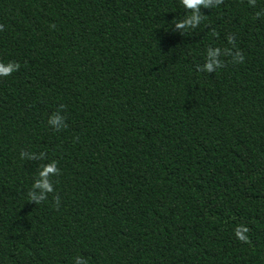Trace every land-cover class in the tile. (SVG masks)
<instances>
[{
  "label": "trees",
  "instance_id": "16d2710c",
  "mask_svg": "<svg viewBox=\"0 0 264 264\" xmlns=\"http://www.w3.org/2000/svg\"><path fill=\"white\" fill-rule=\"evenodd\" d=\"M191 12L0 0V264H264V0Z\"/></svg>",
  "mask_w": 264,
  "mask_h": 264
},
{
  "label": "clouds",
  "instance_id": "9594fccd",
  "mask_svg": "<svg viewBox=\"0 0 264 264\" xmlns=\"http://www.w3.org/2000/svg\"><path fill=\"white\" fill-rule=\"evenodd\" d=\"M220 2L221 0H180V3L183 8L191 9L192 12L190 15H186L183 20L176 22V27L179 29H185L186 25H191L192 27H195L197 25V22L201 19V15H198L201 7L209 8L218 5ZM249 2L253 3V0H249ZM219 54V49H209L207 51V57H211V59H206V62L203 66L204 71L212 72L214 70V67L217 69L220 67V63L216 60V57ZM242 60L243 56L241 55H237L235 57V62L237 63L241 62ZM17 69L18 65L12 62H9L7 65L0 64V77L8 76ZM48 123L58 130L59 126L63 124V117H61L60 115H56L54 117L49 118ZM58 172L59 169H57L55 162H52L40 169V179L32 185L34 188L40 189V192L38 195L29 192L28 197L30 201H35L37 204H39L40 201L45 198V193L53 191V186L48 182L46 177L49 173L55 175L58 174ZM236 235L241 240L245 239V237L241 235L240 231H237ZM73 264H88V262L84 257L78 255L73 258Z\"/></svg>",
  "mask_w": 264,
  "mask_h": 264
}]
</instances>
